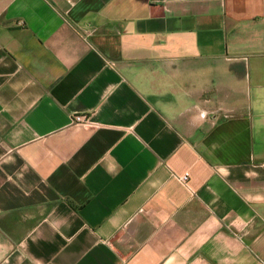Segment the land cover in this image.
<instances>
[{
  "label": "crops",
  "instance_id": "obj_1",
  "mask_svg": "<svg viewBox=\"0 0 264 264\" xmlns=\"http://www.w3.org/2000/svg\"><path fill=\"white\" fill-rule=\"evenodd\" d=\"M0 264H264V0H0Z\"/></svg>",
  "mask_w": 264,
  "mask_h": 264
},
{
  "label": "built area",
  "instance_id": "obj_2",
  "mask_svg": "<svg viewBox=\"0 0 264 264\" xmlns=\"http://www.w3.org/2000/svg\"><path fill=\"white\" fill-rule=\"evenodd\" d=\"M79 118H81V117H79ZM187 179H188V174H186L184 177H182V181H183V182H186Z\"/></svg>",
  "mask_w": 264,
  "mask_h": 264
}]
</instances>
